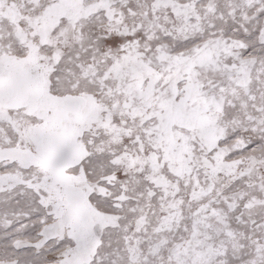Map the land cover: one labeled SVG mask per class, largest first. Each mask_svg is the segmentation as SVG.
Listing matches in <instances>:
<instances>
[{"label": "snow or ice", "instance_id": "1", "mask_svg": "<svg viewBox=\"0 0 264 264\" xmlns=\"http://www.w3.org/2000/svg\"><path fill=\"white\" fill-rule=\"evenodd\" d=\"M0 264H264V0H0Z\"/></svg>", "mask_w": 264, "mask_h": 264}]
</instances>
